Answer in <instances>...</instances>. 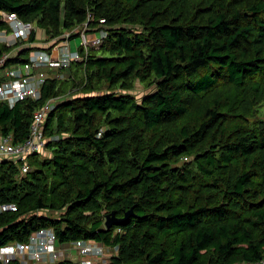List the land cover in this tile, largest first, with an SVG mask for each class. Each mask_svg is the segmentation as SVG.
<instances>
[{"label":"trees","instance_id":"trees-1","mask_svg":"<svg viewBox=\"0 0 264 264\" xmlns=\"http://www.w3.org/2000/svg\"><path fill=\"white\" fill-rule=\"evenodd\" d=\"M0 11L47 38L84 23L107 33L60 70L74 94L58 99L69 78L51 72L37 100L0 101V137L21 143L34 112L58 99L43 150L0 158V204L16 206L0 212V246L51 228L61 245L116 248L103 264L264 258V0H0ZM35 32L20 47L0 42L10 52L0 82L28 61ZM137 81L148 89L139 99Z\"/></svg>","mask_w":264,"mask_h":264},{"label":"built area","instance_id":"built-area-1","mask_svg":"<svg viewBox=\"0 0 264 264\" xmlns=\"http://www.w3.org/2000/svg\"><path fill=\"white\" fill-rule=\"evenodd\" d=\"M0 21L7 25V28L0 29V42L6 46L18 44L17 47H20L24 44H29V36L37 29L34 23L21 20L13 12L0 11ZM99 22L102 24L103 20L100 19ZM80 27L82 29L65 32L60 34L58 38H53V36L44 39V41H53L55 43L60 39V42H64L68 48V55L57 58L49 50H42L36 47L30 51L27 62L5 68L4 76L6 79L0 82V101H5L12 106L16 101L26 98L37 100L40 97V89L43 82L51 75L49 72H35V68L48 67V69L55 70L54 75L56 77H62L61 74H58L61 69L69 66L72 62L82 61L88 49L98 48L107 34L104 27L101 26L98 31L100 33L99 36L90 42L85 31L89 32L91 28H88L86 23ZM72 34L82 38L80 45L74 50H70L69 47V40ZM65 45L63 44V46ZM79 47H81V51L78 50ZM54 49H56V46ZM9 53H4L0 56V67L3 66ZM57 100V98L47 100L34 112L29 135L23 142L14 143L10 135L0 137V158L8 157L23 161L28 154L43 150L46 141L43 136V122L48 112L53 109L54 101ZM21 169L25 170L26 166H22ZM10 210H16L15 204H0V212ZM94 242L91 240H75L69 243L79 248L82 253L88 251H95L97 254L102 253V247H99ZM56 243V237L51 228H40L29 235L27 241L0 246V262L6 264L11 260H17L21 264H53L59 260L66 259L61 256L62 251L56 248ZM234 264H264V258L255 261L236 262Z\"/></svg>","mask_w":264,"mask_h":264},{"label":"rangeland","instance_id":"rangeland-1","mask_svg":"<svg viewBox=\"0 0 264 264\" xmlns=\"http://www.w3.org/2000/svg\"><path fill=\"white\" fill-rule=\"evenodd\" d=\"M80 29H82V27L79 26V27L73 28L72 30H80ZM99 29H100V27H97L96 29L93 27L89 30L90 33L85 31V33L88 35L87 38H89L90 42L94 38L99 36V34H100L98 32ZM36 30H38V29H36ZM69 31H71V30H69ZM65 32H68V31H63L61 34L65 33ZM59 35L60 34L54 36L53 38H58ZM37 39H38L37 40L38 42L32 44V46L40 48L42 50L43 49L49 50V52L54 57H57V58L62 57L64 55H68L69 50L66 47L64 42H60V39L57 40L56 43L53 41H47V40H45L46 41L45 42L44 39H46V36L43 33L41 34V32L38 34ZM63 41H66V40H63ZM81 41H82V38H79L76 35H74L73 38L71 37L69 40L70 50L76 49V47L80 45ZM63 44L65 46H63ZM55 46H56V49H54ZM89 47H90V45H89ZM90 49L91 48H89L88 50H90ZM97 53L100 54V52H97ZM66 68H68V66H66L65 69ZM71 68H72L73 72L75 73L76 79L80 78L83 75L82 70H78L76 72V64L75 63H73L71 65ZM64 71L65 70H63V74L65 73L64 76L61 75L62 77H60L62 79H64L66 77V73L68 72V70L65 72ZM35 72H39V73L49 72L51 75V72H55V70L54 69H48V67H37V68H35ZM58 74H61V72L59 71ZM71 76H72V72L67 75L66 78H69L68 80L58 81V87L61 90L66 91L65 94L58 96V99L62 98V97L64 98L65 96H69V95L74 94L76 92L75 88H77V87H73L74 89L72 88V80L70 79ZM147 91H148V89L146 87H144L143 85L139 84L137 81V82H135L134 87L131 89L130 92L135 94V96L139 99L140 96ZM55 102L56 101H54V104H55ZM94 243L99 245V247H102V253L97 254L95 251H88V252L82 253V252H80L79 248L75 247L74 245H72L70 243L62 244V245L57 243L55 245H56V248L58 250L62 251V253H61L62 257L66 258V259L74 260L75 262L80 263V264H103V263L107 262L108 258L112 254L116 253V249L113 247H107V246H104V245L96 243V242H94Z\"/></svg>","mask_w":264,"mask_h":264},{"label":"water","instance_id":"water-1","mask_svg":"<svg viewBox=\"0 0 264 264\" xmlns=\"http://www.w3.org/2000/svg\"><path fill=\"white\" fill-rule=\"evenodd\" d=\"M132 214L131 210L125 212L124 216L122 218H117L114 214V212H111L106 216L105 220V227L109 228L112 225H119L121 223H124L125 220L128 219V217Z\"/></svg>","mask_w":264,"mask_h":264},{"label":"crops","instance_id":"crops-1","mask_svg":"<svg viewBox=\"0 0 264 264\" xmlns=\"http://www.w3.org/2000/svg\"><path fill=\"white\" fill-rule=\"evenodd\" d=\"M38 29V28H37ZM40 30V31H39ZM41 32V34L43 33L44 34V32H43V30H41L40 28L38 29V30H36V32H35V42H33L32 44H34V43H36V42H38L37 40V36H38V34ZM62 75H63V73H62Z\"/></svg>","mask_w":264,"mask_h":264},{"label":"bare ground","instance_id":"bare-ground-1","mask_svg":"<svg viewBox=\"0 0 264 264\" xmlns=\"http://www.w3.org/2000/svg\"><path fill=\"white\" fill-rule=\"evenodd\" d=\"M76 36H77V35H76ZM72 38H73V37H72ZM67 70H68V69H67ZM65 71H66V70H65ZM65 71H64V72H65ZM64 74H65V73H64ZM45 136H46V135H45ZM14 143H15V142H14ZM46 145H47V144H46ZM30 156H31V155H30ZM26 159H27V158H26ZM56 244H57V243H56ZM70 261H71V260H70Z\"/></svg>","mask_w":264,"mask_h":264}]
</instances>
